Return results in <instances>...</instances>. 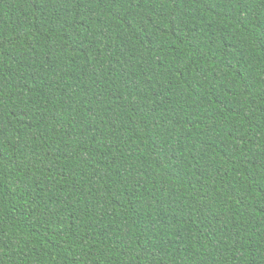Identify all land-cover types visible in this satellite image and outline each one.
Wrapping results in <instances>:
<instances>
[{"label":"trees","instance_id":"trees-1","mask_svg":"<svg viewBox=\"0 0 264 264\" xmlns=\"http://www.w3.org/2000/svg\"><path fill=\"white\" fill-rule=\"evenodd\" d=\"M0 264H264V0H0Z\"/></svg>","mask_w":264,"mask_h":264}]
</instances>
